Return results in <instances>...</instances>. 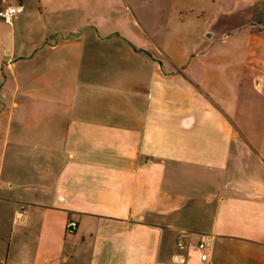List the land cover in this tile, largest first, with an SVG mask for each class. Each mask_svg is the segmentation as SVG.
<instances>
[{"label":"crops","instance_id":"obj_1","mask_svg":"<svg viewBox=\"0 0 264 264\" xmlns=\"http://www.w3.org/2000/svg\"><path fill=\"white\" fill-rule=\"evenodd\" d=\"M227 1L192 56L0 0L24 6L0 18V264H264V146L219 100L247 83L264 122V0Z\"/></svg>","mask_w":264,"mask_h":264},{"label":"rangeland","instance_id":"obj_2","mask_svg":"<svg viewBox=\"0 0 264 264\" xmlns=\"http://www.w3.org/2000/svg\"><path fill=\"white\" fill-rule=\"evenodd\" d=\"M115 1L117 0H73L75 4L73 13L76 16L79 14L82 17L87 16V23L91 27L100 23L107 31H115L114 33L129 39L132 37L137 44H172L170 51L173 54L177 49H180L179 46L182 44L184 49L188 50L187 53L192 56L195 53L194 44H204L203 52H206L212 44H218L219 38L215 35L209 38L206 29L210 19L207 14L217 12L216 6L219 0H163L165 11H155L153 14L148 9L154 8L153 6L157 7L156 4L161 3V0H120L121 5ZM227 2V0H223V6ZM221 3L222 0L219 5ZM99 13L104 16L100 17ZM85 20L84 23H86ZM181 50L177 53H182ZM208 51L210 54L211 50ZM199 68L204 72V77H200V79L207 81V87L211 89L213 84L211 71L212 69L217 70L218 67L211 62L210 57H207L204 65ZM224 81H226V77ZM226 83L224 82L225 85L219 87L220 90H224L220 92L219 100L225 108V103H228L230 107L233 106L234 114H230V117L234 118V121L230 122L232 129L248 136L252 140V145L257 149H263L264 141H260V139L264 133V122L258 116L259 109L255 108L256 105L248 103L254 98L258 99V95L253 92H245L247 88L243 87L247 83L240 84L237 79L236 89H231L230 97H228ZM220 85L222 84L220 83ZM227 100L229 101L227 102ZM225 110L227 112V109ZM206 190L204 189V193Z\"/></svg>","mask_w":264,"mask_h":264},{"label":"built area","instance_id":"obj_3","mask_svg":"<svg viewBox=\"0 0 264 264\" xmlns=\"http://www.w3.org/2000/svg\"><path fill=\"white\" fill-rule=\"evenodd\" d=\"M24 11L23 5H8L0 8V18H2L5 22L11 23L15 16L21 14ZM27 208L24 203H18L14 210V220L16 222H20L26 216ZM66 229L68 232H73L76 229V223L74 221H69L66 225ZM178 245L181 246L182 243L179 241ZM199 248H204V243L200 241L198 243ZM202 260H205L206 254L201 255Z\"/></svg>","mask_w":264,"mask_h":264}]
</instances>
